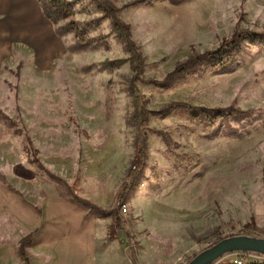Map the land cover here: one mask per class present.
<instances>
[{"label":"rangeland","instance_id":"1","mask_svg":"<svg viewBox=\"0 0 264 264\" xmlns=\"http://www.w3.org/2000/svg\"><path fill=\"white\" fill-rule=\"evenodd\" d=\"M107 1L128 33L96 0H66L49 36L22 23L28 13H0V181L36 201L52 192L51 173L113 208L93 214L115 264H188L223 238H264L254 216L237 223L221 206L222 186L231 199L264 197V1ZM239 34L225 67L188 64ZM236 258L264 261L233 252L213 264Z\"/></svg>","mask_w":264,"mask_h":264},{"label":"crops","instance_id":"2","mask_svg":"<svg viewBox=\"0 0 264 264\" xmlns=\"http://www.w3.org/2000/svg\"><path fill=\"white\" fill-rule=\"evenodd\" d=\"M38 4L36 0H0V13H4V18L6 12L14 11L15 15L28 13L23 17L22 23L33 21L37 25L44 24L42 26H46L49 36L50 20L44 16ZM30 31L29 35L45 39V35L35 34L32 29ZM43 33L45 34L44 28ZM0 35L3 34L0 32ZM0 42H3L1 38ZM23 179L30 182L29 178ZM66 179L67 185L76 195L102 207L101 202L94 199V195L81 196L77 192V184L70 178ZM47 184L52 192L39 194L34 201L28 198L30 192L23 194L22 189V192L14 190L12 186L8 187L0 181V264H115L113 257L108 260L107 250L99 248L98 240L108 235L107 229L99 230V218L70 196L57 194L55 191L58 184L53 180ZM221 191V206L224 210L235 213L234 220L237 223H247L254 216L257 225L264 228L263 195L258 197L256 194L252 195L254 198L241 200L238 189L233 199L229 197L234 191H228L224 186ZM241 208L254 213L240 216ZM5 224L12 229L5 228ZM180 228L183 229L184 226L180 224ZM28 236L30 240L25 247V260L18 254V247L21 240ZM98 251H102L101 254Z\"/></svg>","mask_w":264,"mask_h":264},{"label":"trees","instance_id":"3","mask_svg":"<svg viewBox=\"0 0 264 264\" xmlns=\"http://www.w3.org/2000/svg\"><path fill=\"white\" fill-rule=\"evenodd\" d=\"M42 9V12L44 14V16L46 18H48L50 21H54V18L56 17V15H58V12H60L63 8L65 10L66 5H68L66 2V0H38ZM98 2V5L102 8V9H107L110 14L113 17V21L118 24H121L120 26L122 27V29L124 30L125 34L128 33V28L125 27L124 24L121 23V21H117V17L115 15V12L112 10L111 7H109L107 4L108 1L107 0H96ZM106 10V11H107ZM245 34H248V37H252V36H257V33H251V32H247ZM243 34H239L237 36H235L234 38H232L231 40H229L227 42L226 45H228V47L224 48L222 47L219 50L213 51V52H209L206 54H202L197 56L195 59H192L188 64L191 65H202L205 63H210L213 65H219V67H225L227 64V61H224V58L227 56H231L232 53L234 51H236L239 48V43H238V38L241 37ZM129 36V35H128ZM126 43H128V47L130 46V50H135L133 47V42L127 40L126 38ZM187 65V64H186ZM186 65H182L181 68H179V70H184L186 68ZM188 68V67H187ZM186 68V69H187ZM187 71V70H186ZM181 107H183L184 105H180ZM175 107H179L178 103L172 104L170 106V111L172 108ZM195 111H198L196 109H193ZM237 110V109H236ZM200 111V110H199ZM203 111V110H202ZM147 112V113H146ZM201 112V111H200ZM212 112V114L216 113L219 116L221 115H226L225 110L222 109H218V110H214V111H210ZM238 112H241V114H244L243 111L238 110ZM138 113L147 116L148 111L145 110V107H139L138 108ZM201 114V113H200ZM203 115V114H201ZM140 116V115H139ZM139 156H140V160L143 164V162L145 161V146L144 144H142V146L140 147V151H139ZM31 161L33 163H35L38 167H40L41 169H43V166L39 163V161L37 159H31ZM49 176L58 184L60 185V187L64 188L66 191V195L70 196L71 198H73L75 201H77L78 203L82 204L89 213H94L96 215H114L115 211L114 209H104L96 204L91 203L90 201L83 199L81 197H79L78 195H76L73 190L67 185V183L62 180L60 177H57L54 174H49ZM130 182L129 184H125L120 192H119V201L123 202V200L125 199L126 195L130 192V190L134 187L135 182L137 181V179L139 178V173H135L132 174L130 176ZM115 226L120 225V219L115 216V222H114ZM112 232V231H109ZM29 240H30V236L25 237L24 239L21 240L19 247H18V254L23 258V259H27L26 258V254H25V247L29 244ZM251 264H264V261H260V262H256V263H251Z\"/></svg>","mask_w":264,"mask_h":264},{"label":"water","instance_id":"4","mask_svg":"<svg viewBox=\"0 0 264 264\" xmlns=\"http://www.w3.org/2000/svg\"><path fill=\"white\" fill-rule=\"evenodd\" d=\"M254 252L264 255V238L237 235L226 237L197 254L188 264H213L226 254Z\"/></svg>","mask_w":264,"mask_h":264},{"label":"built area","instance_id":"5","mask_svg":"<svg viewBox=\"0 0 264 264\" xmlns=\"http://www.w3.org/2000/svg\"><path fill=\"white\" fill-rule=\"evenodd\" d=\"M123 211H126L125 205H123ZM254 256H255V253H254ZM258 257H259L260 259L264 260V255H262V254H258ZM234 262H235V263H238V264H242L243 261H242L241 259L236 258V259L234 260Z\"/></svg>","mask_w":264,"mask_h":264}]
</instances>
